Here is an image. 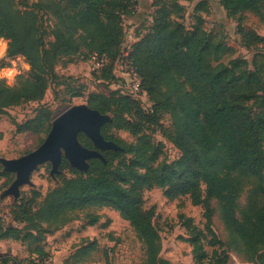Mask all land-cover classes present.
<instances>
[{
    "label": "trees",
    "instance_id": "trees-1",
    "mask_svg": "<svg viewBox=\"0 0 264 264\" xmlns=\"http://www.w3.org/2000/svg\"><path fill=\"white\" fill-rule=\"evenodd\" d=\"M57 1L59 26L55 43L47 49L43 38H37L41 53L33 58L27 48L30 36L19 33L11 8L0 0V40L10 41L7 57H25L31 66L27 78L13 87L0 81V112L42 100L49 80L58 78L54 64L61 54L84 48L91 55L106 56L109 64L100 71L116 79L114 62L127 52L141 78L142 89L153 104V113L146 112L138 100L118 91L108 96L94 95L89 106L112 117V122L102 129L103 136L117 143L106 136L111 126L142 135L159 113L168 114L171 136L182 158L171 165H147L151 143L140 138L134 150L136 160L124 161L115 169H109L111 158L124 154L118 143L123 151L104 153L106 164L92 160L88 173L71 169L64 159L62 166L70 168L75 177L55 190L46 206L52 212L91 203L112 206L131 223L145 244V264H171L159 257L160 236L153 223V212L144 210L143 198L145 190L166 189L168 197L186 196L204 209V229L188 226V242L197 263L227 264L216 249L211 258L205 249L204 241L214 248L222 245L212 228L211 201L215 200L228 229L243 242L252 259L264 264V52L256 55L253 68L242 58L225 63L224 57L232 56L233 50L212 41L198 23L188 30L180 21L183 7L176 0L156 3L153 24L145 34H137L127 50L123 23L125 17L135 13L136 0ZM222 6L230 17L238 19L244 36V15L264 13V0H222ZM52 121V112L43 108L19 129L37 133L47 125L49 132ZM80 141L93 148L84 134H80ZM140 170L145 172L139 174ZM252 177L261 180L258 192L263 202L242 221L238 216L241 180ZM22 205L13 206L16 220ZM96 223L94 219L91 225ZM33 238V233L24 234L14 226L0 228V240L12 239L29 245Z\"/></svg>",
    "mask_w": 264,
    "mask_h": 264
},
{
    "label": "rangeland",
    "instance_id": "rangeland-1",
    "mask_svg": "<svg viewBox=\"0 0 264 264\" xmlns=\"http://www.w3.org/2000/svg\"><path fill=\"white\" fill-rule=\"evenodd\" d=\"M4 1L3 3L11 8V15L19 33L30 36L27 45L30 56L38 58L41 53L36 42L39 37L43 38L46 48L51 49L55 43V31L59 26L56 8L58 1ZM176 1L183 7L180 21L188 30L198 23L212 41L220 42L233 50L232 56L224 57L225 63L233 58H242L253 68L256 55L264 52V13L244 15V36L240 33L238 19L228 15L222 6V0ZM136 2L135 13L124 18V48L131 44L137 34H145L149 30L153 24L155 5L159 0ZM5 42L9 45L10 41H1V48ZM90 55L84 48L59 55L54 64V72L58 78L53 82L49 80L42 100L27 102L0 112V158L18 159L37 150L45 142L50 132L47 131V125L37 133L19 129L34 119L43 108L49 109L54 119L73 106H89L94 95L108 96L116 91L121 93L117 78L121 68L126 66L125 55L114 62L116 79L94 70ZM22 58L27 63V68L15 83H7L11 87L26 79L31 70L28 60ZM4 63L6 61L2 62ZM172 130L171 118L162 113H159L154 122L147 124L143 134L139 136L111 126L106 131V136L113 137L121 144L124 154L112 157L109 169H115L124 161L134 162V150L140 138L151 143L147 165L159 167L174 164L182 158V152L174 144ZM106 152L108 151L102 154ZM70 168L61 166L60 173L52 177L51 163L38 167L31 176V185L22 187L21 196L15 201L14 197L1 199L3 193L15 181L16 175L5 172L0 164V228L14 226L24 234L31 232L35 236L29 245L12 239L0 240V264H45L47 260L54 264H145V244L131 223L114 207L91 203L52 212L46 206L48 197L67 180L75 177ZM144 172L145 170H140L139 174ZM260 182L261 180L255 177L241 180L238 216L242 221H246L256 208L262 206V196L258 192ZM166 192L167 190L162 188L143 192L144 210L153 212V223L160 236L159 257L171 264H200L197 263L196 255L188 242V226L198 230L204 229V209L201 205H195L189 197L170 198ZM17 203L23 204L17 214L18 221L12 213L13 206ZM211 206L212 228L222 245L214 248L204 241L209 258L216 249L227 264H260L252 259L243 242L228 229L218 202L212 200ZM94 219H97V223L91 225Z\"/></svg>",
    "mask_w": 264,
    "mask_h": 264
},
{
    "label": "water",
    "instance_id": "water-1",
    "mask_svg": "<svg viewBox=\"0 0 264 264\" xmlns=\"http://www.w3.org/2000/svg\"><path fill=\"white\" fill-rule=\"evenodd\" d=\"M111 122L110 115H104L88 105L73 106L55 117L48 137L37 150L18 159L0 158L5 172L16 175L15 181L1 199L14 197L18 201L21 188L31 185L32 174L46 163L52 165V177L60 173L64 159L81 173L90 170L92 160H100L106 164L102 152L123 151L117 143L106 140L102 134L103 127ZM80 134H84L92 142L93 149L81 143Z\"/></svg>",
    "mask_w": 264,
    "mask_h": 264
},
{
    "label": "built area",
    "instance_id": "built-area-1",
    "mask_svg": "<svg viewBox=\"0 0 264 264\" xmlns=\"http://www.w3.org/2000/svg\"><path fill=\"white\" fill-rule=\"evenodd\" d=\"M4 42V39L0 40ZM134 42V38L127 46V50L131 49V45ZM8 44L5 42L4 46L0 47V63L6 61L4 65H0V81L6 83H15L17 78L25 72L27 63L25 60L18 56L16 58L7 57ZM129 53H125L126 66L121 68L120 75L117 80L119 82L118 89L122 95L130 96L133 99L138 100L141 103V107L148 113H153V104L150 101L148 94L142 89V81L138 74L133 60H130ZM90 63L93 65L94 70H102L109 64V59L106 56H100L98 53H93L90 56ZM45 264H54L52 261L47 260Z\"/></svg>",
    "mask_w": 264,
    "mask_h": 264
}]
</instances>
